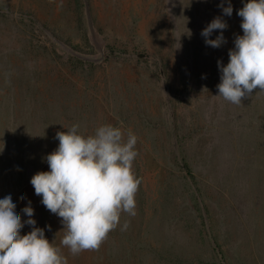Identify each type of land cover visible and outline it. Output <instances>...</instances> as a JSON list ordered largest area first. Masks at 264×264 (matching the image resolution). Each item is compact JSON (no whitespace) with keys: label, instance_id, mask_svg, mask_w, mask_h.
<instances>
[{"label":"rangeland","instance_id":"1","mask_svg":"<svg viewBox=\"0 0 264 264\" xmlns=\"http://www.w3.org/2000/svg\"><path fill=\"white\" fill-rule=\"evenodd\" d=\"M245 3L226 16L221 0H0V199L22 220L31 202L60 246L61 219L30 183L56 133L138 137L137 214L99 250L61 246L68 264H264V92L235 105L217 88ZM218 16L226 43L213 48L201 33Z\"/></svg>","mask_w":264,"mask_h":264},{"label":"clouds","instance_id":"2","mask_svg":"<svg viewBox=\"0 0 264 264\" xmlns=\"http://www.w3.org/2000/svg\"><path fill=\"white\" fill-rule=\"evenodd\" d=\"M220 7L224 15H232L231 0L227 7L221 0ZM237 15L242 17L243 34L235 37L227 65L218 61L221 82L217 88L218 96L240 105L254 90L264 92V0H247ZM227 27L221 17L214 18L201 33L206 45L219 48L226 43L223 32ZM215 30L220 35L211 39ZM56 139L57 149L46 157L49 171L37 172L30 183L46 209L61 219L64 235L60 246L50 242L43 228L36 227L31 202L22 209L28 217L22 220L7 195L0 199V264H68L61 246L73 256L99 250L120 225L122 214H137L141 180L133 164L139 154L138 137L130 129L102 124L94 134H81L74 124L57 132ZM25 224L32 230L22 235ZM128 227L125 221L121 230Z\"/></svg>","mask_w":264,"mask_h":264}]
</instances>
